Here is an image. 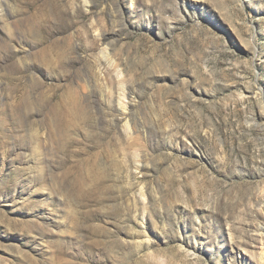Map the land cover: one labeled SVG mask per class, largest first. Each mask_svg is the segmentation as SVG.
I'll return each mask as SVG.
<instances>
[{"label": "rangeland", "instance_id": "obj_1", "mask_svg": "<svg viewBox=\"0 0 264 264\" xmlns=\"http://www.w3.org/2000/svg\"><path fill=\"white\" fill-rule=\"evenodd\" d=\"M260 253L264 0H0V264Z\"/></svg>", "mask_w": 264, "mask_h": 264}, {"label": "bare ground", "instance_id": "obj_2", "mask_svg": "<svg viewBox=\"0 0 264 264\" xmlns=\"http://www.w3.org/2000/svg\"><path fill=\"white\" fill-rule=\"evenodd\" d=\"M70 123V122H69ZM130 130V129H129ZM145 201V200H144ZM259 260L261 264H264V253H260Z\"/></svg>", "mask_w": 264, "mask_h": 264}]
</instances>
